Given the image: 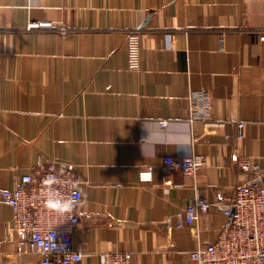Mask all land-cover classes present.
Wrapping results in <instances>:
<instances>
[{
	"label": "crops",
	"instance_id": "crops-1",
	"mask_svg": "<svg viewBox=\"0 0 264 264\" xmlns=\"http://www.w3.org/2000/svg\"><path fill=\"white\" fill-rule=\"evenodd\" d=\"M132 29L142 41L136 70ZM263 33L264 0H0V187L39 158L57 159L81 181L74 246L93 253L71 264H100L97 253L115 250L131 251V264H198L192 231L164 220L195 186L210 199L233 194L248 174L232 152L264 165ZM202 89L212 116L190 122L189 97ZM192 152L206 159L195 179L161 166ZM225 222L201 214L199 241ZM12 223L0 202V264H41L17 251Z\"/></svg>",
	"mask_w": 264,
	"mask_h": 264
},
{
	"label": "built area",
	"instance_id": "built-area-1",
	"mask_svg": "<svg viewBox=\"0 0 264 264\" xmlns=\"http://www.w3.org/2000/svg\"><path fill=\"white\" fill-rule=\"evenodd\" d=\"M261 38L264 40V33ZM125 42L127 67L139 69L142 56L139 29L130 30ZM189 98L188 120H209L213 112L210 92L196 90ZM159 123L165 127L169 120L161 119ZM237 124V135L242 138L245 123ZM231 160L248 174L239 181L233 194L220 190L210 199L195 186V194L185 208L164 220L168 227H188L192 231L198 245L189 256L198 264H264V165L259 160L241 157L236 151L231 153ZM205 163L203 155L192 152L166 155L161 166L166 171H180L195 179ZM152 169L149 165L141 170L140 180H151ZM80 182L71 169L59 164L57 159L39 158L31 171L17 178L13 188L0 187V202L13 212L9 230L16 235L19 253L36 254L41 264H71L93 255L74 246L73 234L81 221ZM213 211L221 212L226 222L212 242L201 243L195 223L201 214ZM97 255L100 264L132 263V252L128 250L100 251Z\"/></svg>",
	"mask_w": 264,
	"mask_h": 264
}]
</instances>
